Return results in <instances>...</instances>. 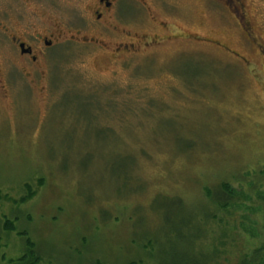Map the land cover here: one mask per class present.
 Returning a JSON list of instances; mask_svg holds the SVG:
<instances>
[{
  "label": "rangeland",
  "instance_id": "1",
  "mask_svg": "<svg viewBox=\"0 0 264 264\" xmlns=\"http://www.w3.org/2000/svg\"><path fill=\"white\" fill-rule=\"evenodd\" d=\"M144 1L102 24L87 0L0 2L13 32L56 33L35 66L0 32V264L20 232L38 264H239L264 242V0Z\"/></svg>",
  "mask_w": 264,
  "mask_h": 264
},
{
  "label": "flooded vegetation",
  "instance_id": "2",
  "mask_svg": "<svg viewBox=\"0 0 264 264\" xmlns=\"http://www.w3.org/2000/svg\"><path fill=\"white\" fill-rule=\"evenodd\" d=\"M10 0H0V2L6 3ZM14 2H37L40 3L43 0H13ZM52 2L53 0H45ZM92 5V12L89 16L95 22L102 24L107 15H111L113 18L127 15L130 19H135L134 16L138 12V4L146 5L144 0H87ZM231 0H229L230 2ZM228 2V3H229ZM71 11V9H70ZM132 14V15H131ZM83 15L88 16V13ZM0 32L3 38H7L9 42V52L16 50L21 61L31 65H39L40 60L43 58V53L46 50L51 49L55 44L54 38L56 33H51L52 37H44L40 33H32L23 30L21 33L15 30L14 32L6 24L0 23ZM16 32V33H15ZM133 46V45H132ZM126 48H129L128 46ZM133 48V47H132ZM127 50V49H126ZM37 69V67H35Z\"/></svg>",
  "mask_w": 264,
  "mask_h": 264
},
{
  "label": "trees",
  "instance_id": "3",
  "mask_svg": "<svg viewBox=\"0 0 264 264\" xmlns=\"http://www.w3.org/2000/svg\"><path fill=\"white\" fill-rule=\"evenodd\" d=\"M96 123L98 124V122ZM43 182H44L43 179L39 181L40 186L43 184ZM219 186L221 188V191L224 192V194L226 195V197L229 198L230 196H232L231 194L232 189L230 187V184H228L227 182H221ZM209 191H210V195L208 196L213 197L215 209H217L219 204L225 207L226 204L229 202V200L226 197L223 198L219 192L215 196V193L213 190L210 189ZM34 195H36V191L31 187V185H29L27 186V194H25L20 199L18 200L12 199V198H9L8 196H6V198H8L11 202L15 204H21V203L23 204V203H26L31 198H33ZM0 198H1V193H0ZM260 213L262 214L261 215L262 217L261 227L264 232V205L262 206V210L260 211ZM214 214H215L214 212H211L207 216H211L214 219L215 218ZM5 228L8 231H15L16 224L14 220L6 218ZM19 234L24 236L27 250L19 258L10 260L9 261L10 264H38L40 261V256L36 252V243L26 233L20 232ZM96 264H105V263L98 260ZM126 264H138V262L134 260V261L127 262ZM174 264H189V261L183 259L182 257L176 256V261H174ZM239 264H264V242L260 246L256 247L250 254L243 255L240 259Z\"/></svg>",
  "mask_w": 264,
  "mask_h": 264
},
{
  "label": "bare ground",
  "instance_id": "4",
  "mask_svg": "<svg viewBox=\"0 0 264 264\" xmlns=\"http://www.w3.org/2000/svg\"><path fill=\"white\" fill-rule=\"evenodd\" d=\"M4 227V226H3Z\"/></svg>",
  "mask_w": 264,
  "mask_h": 264
}]
</instances>
